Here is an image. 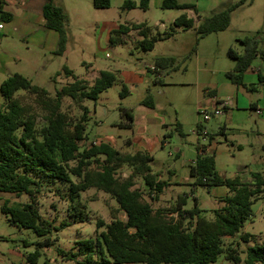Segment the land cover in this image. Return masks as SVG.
I'll return each mask as SVG.
<instances>
[{
  "label": "rangeland",
  "instance_id": "1",
  "mask_svg": "<svg viewBox=\"0 0 264 264\" xmlns=\"http://www.w3.org/2000/svg\"><path fill=\"white\" fill-rule=\"evenodd\" d=\"M127 1L110 0V7L96 8L94 0H53L54 4L62 7L68 15L65 26L68 41L63 56L43 49L38 41V32L30 33L24 30L22 25H16L17 29L11 26L0 29V86L3 79L20 72L29 76L33 83L55 94L61 88L62 82L65 84L76 78H84L93 69L137 71L139 68L145 69L146 64L154 65L159 57L175 58V67L168 66L163 69L159 83H155V76L150 73L146 75L143 85L130 90V94L122 97V88L126 84L118 81L102 92L96 103L89 99L78 102L66 96L62 108L72 118L80 117L84 113L83 105L87 104L93 111L87 119L88 138L81 143L82 149L90 146L99 137L117 146H124L127 138L133 136V131L120 125L123 120L122 108L130 109L137 121H141L144 117L141 114L148 113L141 108V104L147 95L151 94L155 102V109L151 112L156 119L151 122L153 124L148 125L141 123L143 121L138 122L134 129L137 132L145 128L147 136L157 135L166 141L164 145L157 144L152 152L155 161L151 166L153 172L169 184L160 193L158 200L150 197L141 176L135 179L136 187L145 193V198L155 209L166 208L170 217L177 216L171 215L172 209L183 195H187L186 208H192L197 200L198 206L204 210L203 213L211 218L213 210L222 206L220 199L229 193V189L225 186L211 189L193 186L194 178L190 174V167L197 158L198 146L208 144L211 137L218 141L214 148L216 167L224 177L233 178L242 173L243 179L248 181L251 180L253 172H264V122H261L260 115L250 107L237 113L241 115L237 118V128L248 131V135L245 133L246 145L243 149H238V146L226 141L225 134L227 137L234 134V130L223 129L226 111L221 115H211L207 121L199 111L200 108L213 111L216 106L223 111L221 103H217L208 92L220 89L225 94L221 97L222 100H229L227 96L232 94L231 90L222 86V79H225L227 73L236 65V61L229 55V49L243 53L244 45L240 39L264 29V0L246 2L233 10L230 25L225 30L199 38L195 28L176 27L173 35L157 41L149 51H143L137 46V40L140 39L137 31L123 35V44H110L109 28L121 24L146 23L151 34L165 33L173 26L175 18L182 13H188L198 23L199 18L201 20L210 17L239 0H179L195 5V8L190 10L163 8L157 4V0H152L148 10L139 7L128 9L124 6ZM34 7L41 12L40 4L34 3ZM17 13L19 14L20 10ZM7 58L13 59L14 62L7 63ZM263 61L264 58L259 55L251 68L262 66ZM64 66L73 71V76L65 75ZM57 72H61V75L57 76L55 81L53 76ZM128 87L130 88L129 85ZM239 91L246 96L251 93L242 86ZM4 102L0 91V108ZM178 122L181 124V131L176 129ZM200 122L202 128L198 133ZM257 123L260 124L261 134H258ZM203 131L207 132L206 136ZM71 164L74 165L75 162ZM131 171V168L124 166L118 175L126 177ZM72 179L79 180L75 176H72ZM67 191V185L58 182L37 194L39 211L45 219L53 221L56 225L63 221L70 223L46 236L39 235L32 229L10 224L9 215L2 211L5 202L9 205L24 204L29 201L28 195L18 197L14 193L0 191V264H76L60 256L59 250H73L77 241L99 236L104 228L97 229L98 220L109 223L115 217L126 219V214L119 209L117 201L97 188H90L81 193L78 201L83 205L80 208L83 211V220L79 217L77 219L71 214L72 201ZM252 210L253 216L244 222L242 232L253 234L255 240L249 243L241 242L238 235L226 239L228 245L240 242L238 249L242 257H245L247 247L255 241L264 243L263 197L252 204ZM48 237L53 239V243L41 246ZM36 250L40 252L37 261L28 262L27 256ZM211 264L234 263L221 254L218 260Z\"/></svg>",
  "mask_w": 264,
  "mask_h": 264
},
{
  "label": "trees",
  "instance_id": "2",
  "mask_svg": "<svg viewBox=\"0 0 264 264\" xmlns=\"http://www.w3.org/2000/svg\"><path fill=\"white\" fill-rule=\"evenodd\" d=\"M251 1L239 0L210 17L199 18L198 23L188 13H182L165 33L151 34L146 23L121 24L111 32L109 41L110 44H123V35L134 30L140 36L137 46L149 51L157 41L173 35L176 27L195 28L199 38H204L227 29L232 11ZM149 4L150 0H140L139 3L128 0L124 6L148 10ZM94 6L108 8L110 0H94ZM162 7L190 10L195 5L179 0H163ZM43 15L46 27L59 33L55 53L62 55L67 48L65 26L68 15L53 0H45ZM10 18L11 14H8L6 19ZM240 41L244 45L243 53L229 49V55L236 65L227 75L238 87H247L244 83L245 72L256 57L260 55L264 58V29ZM175 62L173 57H159L154 66L163 70L168 66L175 67ZM63 70L66 76H73V71L68 67L64 66ZM59 75L61 72H57L53 79ZM117 81L114 72L102 70L92 83L76 78L55 94L20 73L10 75L2 82L0 91L5 102L0 108V191L29 197V201L20 205L4 203L2 211L9 215V223L46 236L70 223L63 221L56 225L45 219L39 211L38 193L58 182L67 185V194L72 201L71 214L83 220L80 209L83 205L78 198L90 188H97L117 201L126 219L115 217L109 223L98 220L97 229L104 228L99 236L77 241L73 250H59V255L65 260L76 264H211L224 254L234 264H264V243L255 241L249 245L245 257L238 249L239 241L237 244L226 243L227 238L237 235L241 242L255 240L253 234L242 232V228L244 222L253 216L252 204L260 197L264 198V172H253L248 181L240 174L233 178L223 177L216 168L215 155L206 153L204 147L198 146L197 158L190 167L193 186L208 189L225 186L229 193L221 197L222 206L213 210L211 218L203 213L197 200L192 208H185L187 195H183L172 209L177 216L170 217L166 208L155 209L145 198V193L136 187L135 179L141 176L150 197L158 200L169 184L153 172L152 155L144 151L124 152L108 142L94 141L90 146L81 148V143L88 138L86 124L89 108L83 105L84 113L72 118L62 108L64 98L69 96L78 102L89 99L96 103L99 95ZM128 91L127 86H123L121 96H126ZM143 103L153 106L151 94ZM122 109L123 118L129 122L126 126L131 128L132 111ZM197 128L200 133L201 122ZM176 129L181 131L179 122ZM124 166L132 169L126 177L118 175ZM72 176L79 180L74 181ZM52 243L53 239L48 237L41 246ZM39 255L38 250L29 254L28 262L35 263Z\"/></svg>",
  "mask_w": 264,
  "mask_h": 264
},
{
  "label": "crops",
  "instance_id": "3",
  "mask_svg": "<svg viewBox=\"0 0 264 264\" xmlns=\"http://www.w3.org/2000/svg\"><path fill=\"white\" fill-rule=\"evenodd\" d=\"M151 2H152V0H150L149 6L151 5ZM34 3H38L41 5V12H39V10L36 7H34ZM44 3H45V0H0V24L3 25V27H0V29L9 28L8 26H11L14 29H17L16 25H18V24L22 25L24 30L29 31L30 33L38 32V34H37L39 36L38 41L40 43V46L43 49H46L49 52H55L57 50L58 44H59V33L55 29H50V28L46 27V19L43 15ZM162 3H163V0H157L158 5L162 6ZM18 10H20L19 14L17 13ZM8 14H11V18L7 20L6 17L8 16ZM190 15L192 16L193 13H191ZM118 27L119 26H111L109 28V30H108L109 31V40H110L111 32L114 29H117ZM40 28L42 29L41 31H40ZM64 54H65V52L59 56H63ZM6 60L9 62H7ZM6 60H5L4 64H6V62L7 63L14 62L13 59L7 58ZM30 64L32 65V63H30ZM31 65H30V67H31ZM251 67L244 74V83L247 86L244 88L248 92H251V93H248L249 94L248 96L244 95L243 93H240L239 87L232 82V80L228 77V75H226L225 79H222V81H223L222 86H225L226 88L231 90L232 94L231 95L228 94V96H227L229 98V100H226V101L222 100L221 97L225 96V94L220 89L217 90L218 92L215 91L214 89L212 91L208 92L209 94L213 95L215 100H217V103L218 102L221 103V107L223 108V111L221 114H223V112L226 111L227 116H226L225 126L223 129L225 131L227 129L234 130V134L231 137H227L225 134L226 141L227 142L230 141L232 143V145L238 146V149H243L244 146L246 145L247 139H246L245 133H247V135H248V131H243V130L237 128L239 126V124L237 123L238 122L237 118L239 116L241 117V115H239L237 113L241 112V110L246 111L248 109V107H250L258 115L261 116V120H262L261 122H264V72H263L264 71V61H263L262 66L255 67V68H251ZM101 71L102 70L96 71L93 69L91 73H88L86 77L81 78V79H85V80L89 81L90 83H92L97 77L100 76ZM110 71L114 72L117 75L118 81L126 84L127 88L129 89L128 94H130V90H135L140 85L144 84L146 75H149L151 73V75L155 76V83H159L158 80H161V78H162L161 74L164 73L163 70H160L159 68H155V66L153 64H146L145 69L139 68V69H137V71H129V70H122V71L121 70H110ZM0 72H2V70H0ZM26 77H29V76H26ZM5 79H3V81ZM69 82L70 81H67L65 84H67ZM65 84L62 82V86ZM128 85L130 86V88L128 87ZM149 92H151V91L149 90ZM86 106L88 107L87 104H86ZM88 108H89V114L88 115H91V113L93 111H92V109H90V107H88ZM141 108H143L145 111L148 112V113L141 114V115H144V117L141 119V121H143V122L137 121L135 115L132 112L133 121H132L131 128L126 126V124H128L129 122H128V120H126L124 118L122 120V123L120 124L121 126H126L129 130L133 131V136L131 138H129V137L127 138L124 146H117L116 144H114V143H112V142H110V141H108L102 137H99L97 140H94V141L96 143H98L97 141H99V143L100 142L111 143L113 146H115L116 148H119L120 150H122L124 152L134 153L137 151H144V152H147L150 155H152V152L156 148L157 144L160 143V144L164 145L166 143V141H164L161 137H159L157 135H155L154 137L147 136L145 128H143V130H139L137 132L135 131L134 128L138 122L144 123V125H148L154 119H156L154 116V113L151 112V110L155 109V102H153V106L142 103ZM215 109H220V108L216 106L214 108V110ZM236 109H237V111H236ZM221 114H218V115H221ZM151 124H153V123H151ZM228 125H230V126H228ZM257 125H258V134H261L262 130H261L260 124L257 123ZM224 133H226V132H224ZM112 139H114V138H112ZM217 143H218V141L212 137L208 144L200 145V146L204 147V151L206 153L215 155L214 148L216 147ZM153 158H154V156H153ZM215 158H216V155H215ZM154 161H155V158H154ZM216 164H217V161H216ZM244 171L246 173L247 169H245ZM240 175H242V173ZM158 178L161 179L160 176H158ZM188 183H191V182H188ZM175 214H176L175 212L171 213V215H175Z\"/></svg>",
  "mask_w": 264,
  "mask_h": 264
},
{
  "label": "built area",
  "instance_id": "4",
  "mask_svg": "<svg viewBox=\"0 0 264 264\" xmlns=\"http://www.w3.org/2000/svg\"><path fill=\"white\" fill-rule=\"evenodd\" d=\"M0 27H3L2 24H0ZM200 113H202L204 119L207 121L209 120L210 116L211 115H218V114H221L222 113V110L221 109H215L213 111H210L208 108H200ZM204 136L207 135V132L206 131H203L202 132Z\"/></svg>",
  "mask_w": 264,
  "mask_h": 264
}]
</instances>
